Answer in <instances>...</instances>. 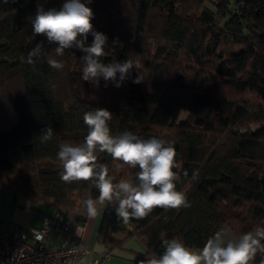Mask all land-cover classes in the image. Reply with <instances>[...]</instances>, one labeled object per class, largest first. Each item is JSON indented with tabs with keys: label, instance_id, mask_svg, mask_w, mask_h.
Returning a JSON list of instances; mask_svg holds the SVG:
<instances>
[{
	"label": "trees",
	"instance_id": "16d2710c",
	"mask_svg": "<svg viewBox=\"0 0 264 264\" xmlns=\"http://www.w3.org/2000/svg\"><path fill=\"white\" fill-rule=\"evenodd\" d=\"M65 2L0 0V187L85 221L82 200L99 192L91 182L61 181L58 146L82 142L84 113L106 109L113 135L130 131L174 145L182 164L177 190L190 204L158 207L128 223L115 204L103 206L95 239L111 255L138 237L141 264L163 253L165 239L200 249L225 224L236 237L264 227V0H81L94 13V30L108 38L101 61L140 64L120 87L85 81V98L76 76L85 53L73 47L56 57L58 45L32 32L38 5L59 10ZM93 39L89 34L86 46ZM38 43L64 62L62 70L46 59L26 63ZM137 75L142 80L133 83ZM47 127L53 138L42 143ZM99 162L114 182L138 171L117 167L106 153Z\"/></svg>",
	"mask_w": 264,
	"mask_h": 264
},
{
	"label": "clouds",
	"instance_id": "9594fccd",
	"mask_svg": "<svg viewBox=\"0 0 264 264\" xmlns=\"http://www.w3.org/2000/svg\"><path fill=\"white\" fill-rule=\"evenodd\" d=\"M93 17L92 9L81 0H66L59 10H45L38 5L35 17L31 18L33 36L43 35L49 44L58 45L53 50L56 57H62L65 50L73 47L85 53L81 58L83 81L98 84L103 78L120 87L133 68L140 72V64L130 57L123 62L103 63L101 57L105 56L108 38L94 30ZM89 34L94 39L91 45L86 46ZM42 59L56 70L65 66L62 60L45 52L43 44L38 43L28 52L26 63L34 65ZM141 80V75H137L133 83ZM112 119V113L106 109L87 111L83 115L87 126L83 141L62 142L58 146L57 158L63 169L59 173L61 181L91 182L99 192L96 199L89 193L82 200L86 214L96 217L98 206L115 204L117 216L128 223L131 218L146 217L158 207L166 210L189 207L186 194L177 190L182 164L177 159L174 145L157 137L143 139L130 131L113 135L109 126ZM52 138V127L44 129L39 136L42 143ZM101 153L120 162L117 167L138 169L135 177L114 182L109 167L99 162ZM183 176H188L187 171ZM196 176L197 172H193V178ZM227 237L225 230H218L198 250L186 246L182 240L165 239L162 242L163 253L141 261V264H254L258 255L261 257L259 264H264V227L258 226L233 239Z\"/></svg>",
	"mask_w": 264,
	"mask_h": 264
},
{
	"label": "built area",
	"instance_id": "2783aa9c",
	"mask_svg": "<svg viewBox=\"0 0 264 264\" xmlns=\"http://www.w3.org/2000/svg\"><path fill=\"white\" fill-rule=\"evenodd\" d=\"M67 215L61 211L44 213L39 226L26 230L0 227V264H104L110 251L105 248L101 254L92 255Z\"/></svg>",
	"mask_w": 264,
	"mask_h": 264
},
{
	"label": "crops",
	"instance_id": "0c3cea01",
	"mask_svg": "<svg viewBox=\"0 0 264 264\" xmlns=\"http://www.w3.org/2000/svg\"><path fill=\"white\" fill-rule=\"evenodd\" d=\"M20 200L18 202L17 210H22V214H16L15 217L16 223L18 224L17 229H8L7 231H18V230H26L28 226H39L41 221V216L44 213L37 210L38 203L24 196H20ZM99 211L96 217H89V219H85V223L83 227H81L78 223L74 221H70L76 229L79 231L81 235V243L82 245L91 251L92 255H99L103 252L105 247L96 241V232L102 217L103 206H98ZM52 212V211H51ZM71 215H69L68 219L70 220ZM26 226L23 228V226ZM5 230V229H4ZM131 239V238H130ZM55 240H59L58 237ZM129 239L124 243V245L116 250H114L113 254L110 255L104 262V264H138V261L141 258V254L144 251V247L140 249H136L131 247V245H126Z\"/></svg>",
	"mask_w": 264,
	"mask_h": 264
},
{
	"label": "rangeland",
	"instance_id": "374dc122",
	"mask_svg": "<svg viewBox=\"0 0 264 264\" xmlns=\"http://www.w3.org/2000/svg\"><path fill=\"white\" fill-rule=\"evenodd\" d=\"M77 93L80 97L85 98L87 97V84L85 81L82 80V74L77 73ZM186 116V113H181L180 115V119H183ZM20 196L19 195H13V193L5 188L0 187V222H1V229H17L18 228V224L16 223V219H18L16 216V214H22V210L19 209V211L17 210V206H18V202L20 200ZM38 209L39 211H43V212H49L52 213L51 211H53L52 207H49L45 204H38ZM40 208H43V210H41ZM70 214L67 215V218L69 217ZM89 219V216L87 215L86 220ZM73 218L72 215L70 217V221L73 222ZM90 220V219H89ZM27 226V225H26ZM25 225L23 226L26 227ZM223 230H225L228 233V239H233L236 238V231L233 229V227L231 225L225 224L223 225V227L221 228ZM126 245H131V247L136 248V249H140L139 251H141V248L144 247L142 241L138 238V237H132L131 239H129V241L126 243ZM193 249H199V248H193Z\"/></svg>",
	"mask_w": 264,
	"mask_h": 264
}]
</instances>
